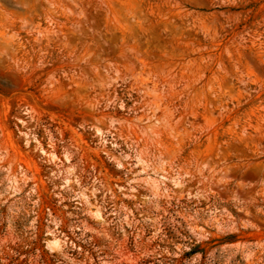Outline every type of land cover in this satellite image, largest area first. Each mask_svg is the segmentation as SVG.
I'll return each mask as SVG.
<instances>
[{"label":"rangeland","instance_id":"1","mask_svg":"<svg viewBox=\"0 0 264 264\" xmlns=\"http://www.w3.org/2000/svg\"><path fill=\"white\" fill-rule=\"evenodd\" d=\"M0 264H264V0H0Z\"/></svg>","mask_w":264,"mask_h":264}]
</instances>
